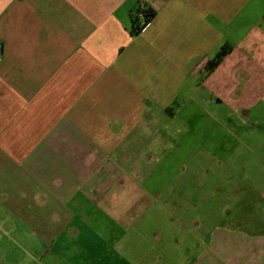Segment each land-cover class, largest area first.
<instances>
[{"label": "crops", "instance_id": "crops-1", "mask_svg": "<svg viewBox=\"0 0 264 264\" xmlns=\"http://www.w3.org/2000/svg\"><path fill=\"white\" fill-rule=\"evenodd\" d=\"M203 101L211 146L185 180L211 176L228 203L183 186L158 211L176 225L145 229L157 197L140 183L198 132ZM263 122L264 0H0V264H76V239L101 264H264ZM248 193L254 223L235 207Z\"/></svg>", "mask_w": 264, "mask_h": 264}, {"label": "rangeland", "instance_id": "rangeland-1", "mask_svg": "<svg viewBox=\"0 0 264 264\" xmlns=\"http://www.w3.org/2000/svg\"><path fill=\"white\" fill-rule=\"evenodd\" d=\"M206 92V90H203L204 94ZM174 105L176 104L174 103ZM201 105V114L203 117L201 119V123L199 124L200 126L198 132H195L192 135H186V137L182 141H180V143L179 141L176 142V146H174V148L170 151H167L168 153H165V155L162 157V160L160 161L161 163H158L156 166L153 167L152 175L148 178V180L140 183V186L142 188L151 193H154L157 197L156 202L153 204L154 208L152 210L154 212L156 211V213L144 214L141 220L139 221L140 224L144 225L145 229H147V226L150 222L154 223L155 226H160L161 228H166L169 224L176 225V223L180 219V214L177 211L173 213H167V210L163 214L161 211H158L162 208H167L168 206H171L172 201H178V199L175 197H169V192L179 195L183 186L192 191L196 189V185L202 183L201 188L203 198L201 199V206L203 209H206L207 207L210 209L218 208V210L221 211L223 206L228 203V201L222 199H212L210 197L211 187L213 184L215 185V182H213L211 176L203 175V180L201 183L200 181H191L189 176L187 177L188 180H185L184 168H187V165L185 166L184 162H186L187 160L190 161L189 159L192 158L191 156L194 153L195 147H202L204 156V154L209 151V148L211 146L210 140L214 127V122L211 117V110L212 105L214 104L203 101L201 102ZM192 106L193 103H187L186 111L190 110V107ZM219 110L221 113L226 111L225 107L223 106H220ZM249 124L250 127H253L254 125L256 126L257 120L251 118ZM201 188L199 186L198 190H200ZM253 202L254 199L250 198V193H248L242 199H237L235 201V207H237L236 209L240 213H242L241 215L245 216L246 218L250 219L252 217V223L257 220H260L259 213H261L259 209V199H256L255 203ZM215 217V214H206L204 212V214H202L203 224L215 223ZM245 226L248 227V223H245ZM173 240V237L169 236L168 242L166 241V243H170V248L172 247L171 245L173 244ZM81 243V239L75 240L76 249L74 254L76 264H101L95 256V254L99 252V247L96 246L95 248L97 249H91V247L95 244L93 243L92 246H90L89 248L87 247L86 249L80 246Z\"/></svg>", "mask_w": 264, "mask_h": 264}, {"label": "trees", "instance_id": "trees-1", "mask_svg": "<svg viewBox=\"0 0 264 264\" xmlns=\"http://www.w3.org/2000/svg\"><path fill=\"white\" fill-rule=\"evenodd\" d=\"M145 18L141 19L139 15L136 12H132V31L133 32H139L142 30L143 25L147 24V21L151 16L153 15V11L149 9L143 10ZM232 48L231 45L225 43L223 44L219 50L215 53V55L209 59L206 66V71L211 72L221 61L222 59L227 55V53Z\"/></svg>", "mask_w": 264, "mask_h": 264}, {"label": "built area", "instance_id": "built-area-1", "mask_svg": "<svg viewBox=\"0 0 264 264\" xmlns=\"http://www.w3.org/2000/svg\"><path fill=\"white\" fill-rule=\"evenodd\" d=\"M136 13L139 15V17L141 19H144L145 18V15H144V12H143V9H140V10H137ZM146 26V24L143 25V28ZM142 28V29H143Z\"/></svg>", "mask_w": 264, "mask_h": 264}]
</instances>
